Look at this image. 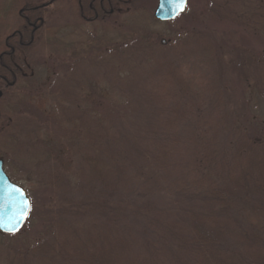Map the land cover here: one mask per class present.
Listing matches in <instances>:
<instances>
[{
    "label": "trees",
    "instance_id": "obj_1",
    "mask_svg": "<svg viewBox=\"0 0 264 264\" xmlns=\"http://www.w3.org/2000/svg\"><path fill=\"white\" fill-rule=\"evenodd\" d=\"M59 1L61 0H48V4L24 6L20 11L23 24L11 35L6 34L9 27L0 23V47L4 48L0 55V85L26 78V74L29 75L33 67L35 69V63L39 59L35 46L45 25V16L48 14L46 9L50 3ZM69 1L77 6V19L80 23H75V27L83 29L84 25L101 24L97 28H103L101 32L103 36L95 33L99 30L97 28L90 32L86 31L85 35L83 32L86 39H92L83 44L80 42L71 44L72 52L65 53L62 58L66 60L65 67L62 59L55 54L53 58L51 56L52 59H46V64L51 62L47 65L51 76L49 82H45L41 88L53 90L47 95L57 101L59 106L56 111H63L70 121L67 130L71 136L66 144L62 142L56 146L57 154L44 155V158L50 157L45 161L48 162L45 167L52 171L47 169L44 175L40 173L41 178L53 184L49 179L56 180L58 175L60 177V171L68 173L75 171L80 178H85L84 167L81 165L85 161L94 160L89 154L93 140L88 139L87 134L91 131L98 135L106 127L95 131L94 124L89 120L85 121L84 113L78 110L70 114L69 110L61 107V104L70 99L84 104L90 95L92 99L104 98L111 109L116 111L120 108L116 107L118 103L116 97L122 99L128 94L125 92L122 95L119 91L126 80L118 77L117 71L127 74V65H132L129 67L131 71L138 68L136 65H144L143 69L146 71L144 84L148 82L154 84L147 87V91L141 86L132 88L133 100L141 114L138 119L143 113L156 115L155 111L159 107L166 111L158 113L166 115L171 111L175 120H158L149 130H137L136 141L125 142L126 135L119 132H116L114 139L105 138L114 146L116 161L113 157L101 156L102 166L104 161L105 166L100 171L94 168L96 173H93V168L90 167L89 188L82 191L83 186L77 187V193L81 192L83 197L88 199L84 207L93 209L98 205L91 201L94 198L92 197L94 187L98 185L102 200H99L101 204L95 210L99 207L104 210L109 208L108 227L106 225L102 227L99 222L100 228L97 229L99 231L90 234V231L84 232L85 229L79 224L73 225V216L78 215L76 212L83 209L82 204L74 203L73 197L61 195L62 205L57 212L55 227L33 244L10 253L7 263L264 264V0H228L229 4L220 9L221 15L214 19L224 24H232L235 28L236 32L231 36L228 34L227 38L222 37V42L225 41L229 47L219 50L214 42L206 46L212 55V61L222 66L218 70L220 77L223 73L231 80L235 73L241 75V70L245 71L243 74L245 80L242 81L243 90L246 92L245 101L241 105L244 106L243 115L240 118L226 115L225 123L221 124L216 116L196 119L197 131L186 138L175 132L181 130L184 123L190 122L191 118H185L183 113L189 115L193 109H189L186 104L174 109L168 104L175 100L179 101L188 94L189 97L195 94L191 88L194 86L193 80L187 81L180 63L183 59L179 54L177 57L169 58L167 60L169 62L161 64V61L165 60L158 59L155 47L161 46L165 49L181 44L180 38L185 37L187 33L183 30L176 32L177 38L174 40L171 37L138 35L140 29L137 27L117 28L119 16L114 15L118 13L132 15L139 11L134 6L135 3L127 5L125 0L120 4L121 8L118 6L114 13H112L114 6L119 0ZM198 19L203 20L200 17ZM107 21L110 23L109 26L102 25ZM119 29L129 31L127 35L134 37L125 40L127 42L125 47L134 51L130 56L122 55L114 61L113 57L117 55L120 47L118 48L117 42L114 41L115 50H118L116 53L112 52V56L106 55L110 43L105 42L104 37L108 36L109 30L110 34H115ZM237 32H240L238 34H241V39ZM192 36H195L192 46L185 47L190 42L188 37L184 48L198 47L196 35ZM240 40L248 41L250 47L245 48L241 44L242 48L238 45ZM87 44L93 47L90 53L82 47ZM142 47L147 50V59L139 57V50ZM164 49H160L159 52L165 54ZM84 50L86 52H83ZM228 53L229 56L233 53L232 61ZM109 58L113 62H110ZM69 60L76 66L69 67L67 65ZM83 66L91 67L94 72L79 70ZM177 67L182 70L177 71ZM157 71L160 73L154 74ZM180 74L182 75L178 76ZM30 77L27 78V82L30 81ZM185 81L189 85L185 86ZM112 82L115 89H112V92L115 91L113 94L115 96L109 101L107 92L101 88ZM41 88L32 87L38 94L43 91ZM227 92L229 95L232 93L229 89ZM126 99L132 104V98ZM121 112L126 115L123 106ZM6 118L4 116V120L7 121ZM133 121L134 118L130 122L131 125ZM8 122V125L7 123L4 125L7 132L13 127L14 119H8ZM41 126L39 125L37 130ZM223 126L225 132L222 138L219 133ZM27 129L23 128L26 136H30L31 132ZM80 134L85 139L83 154H79V150L82 151ZM218 135L221 138L218 139ZM157 136L164 137V143L151 145L150 140L141 139ZM36 137L43 138L40 134ZM35 138H30V142L33 143L32 140ZM139 146L144 149L143 157L138 152ZM79 160L82 163H79ZM34 174L36 176L35 170ZM74 176V174L65 176L64 179L72 181ZM159 193L169 195L171 204L168 206L159 204L156 200ZM129 196L140 200H130ZM35 210L36 199H32V212L28 221L32 219ZM105 215L100 216L104 218ZM68 216L72 217L66 219Z\"/></svg>",
    "mask_w": 264,
    "mask_h": 264
},
{
    "label": "rangeland",
    "instance_id": "obj_2",
    "mask_svg": "<svg viewBox=\"0 0 264 264\" xmlns=\"http://www.w3.org/2000/svg\"><path fill=\"white\" fill-rule=\"evenodd\" d=\"M6 2H8V0H0V23L9 27L6 34L10 35L18 30L23 24L20 11L24 6L48 4V0H9V5H7ZM122 2L123 0H119L118 4L116 3L112 13L116 11L118 6L121 8L120 4ZM125 4H134L139 11L132 15L119 13L114 15L115 17L119 16V22L116 25L117 28L125 27L133 29L137 27L140 29L138 35L141 34V36L146 35L152 37L163 36V38L171 37L174 38V40L177 38L176 32L183 30L187 33L185 37L182 36L180 38V41L182 42L181 44H176L172 47H165V49L161 46L155 47L156 51H158V59L163 58V60H165L161 61V64H163V62H169L167 61L169 58L172 59L177 57L178 54L183 61L185 60L184 62H180L182 66L181 68L184 70L183 73L186 75L187 81L193 80L194 86H191V88L193 93L196 92L190 97L188 94L183 96L181 100H175L168 104V106H172L174 109H179L180 105L185 104L189 106V109H193V112L189 115L183 113L185 118L191 119L190 122L184 123V127L181 130H177L175 132L176 134L184 138L188 135L194 134L198 129L195 123L196 119H207L216 116L221 124L225 123L226 115L235 118H240L243 115L244 106L241 107V105L245 101L246 92L243 90L242 81L245 80L243 75L245 74V71L241 70V75L235 73L234 78H231V80L228 79L226 75H223V73L220 77L218 70H220L222 66L212 61V55L206 48L211 42H214L216 48L219 50L228 48V44L225 41L222 42V37L224 36L227 38L226 35L230 34L231 36L233 32H236L232 24H224L218 22L220 20L214 19L221 15L220 9H224L225 5L227 6V4H229L228 0H189L187 11L171 22H161L155 18V10L158 5V0H125ZM46 12L48 14L45 16V25L41 31V37L38 38L35 46V51L38 53L37 58H39L37 60L38 62L35 63V69L33 67L29 75L26 74V78L16 79L13 83L7 82L6 79H4L7 84L0 85V160L2 159L4 161L5 170L8 175L11 178L14 177V181L20 183V185L27 189L33 200L36 199V210L32 219L25 224L23 229L17 233L15 237H10L11 235L3 234L0 231V264H8L7 260L10 253L19 248L33 244L48 230H52L55 227V219L58 218L57 212L62 205L61 195L64 197H73L74 203L82 204L81 207L83 209L76 212L79 213L78 215L73 216V225L79 224L81 228L85 229L84 232L90 231V234L99 231L97 230L100 228L99 222H101L102 227L104 225L108 227V214H110L109 208L107 207V209L104 210L99 207L95 210V208L101 204L99 200H102L98 185L94 187V195H92L94 198L91 199V201H94L95 204L98 205L93 209H86L84 204L86 205L88 199L83 197L81 192L77 193V187L83 186L84 188L82 191L89 188L88 176L90 173V167L93 168V173H96L94 168H97L100 171L105 166V161L104 166H102L100 160L101 156L104 155V158L105 156L115 158L114 146L111 142L109 143L105 140V138L110 137L111 139H114L116 132H119L126 135L124 139L125 142L126 140L136 141L135 135L138 136V133L136 134L137 130H149L158 120H175L174 116L171 115L170 110L166 115L158 113H165L166 111V109L162 110L159 107L156 111L153 108V111L157 112L156 115L154 113H143V116L138 119L141 114L138 105L135 104V101L133 100L134 96L132 94L134 92L132 88L141 86L143 90L147 91V87H152L154 84L152 82L144 84L143 80L146 79V77H144V75H146V71L143 69L144 65H136L138 68L133 71L129 68L132 65H127V74L120 70L117 71L119 72L118 77H122L124 81L126 80L125 85L122 86L119 91L122 95L125 94V92H128V94L124 95L122 99L116 97L118 100L116 107H120L117 108L116 111L111 109L110 104L105 101L104 98L92 99L90 95L89 100L85 101L84 104L72 99L65 102V104H61V107H65L69 110L70 114L78 110L84 113L85 121L89 120L93 123L95 131L106 127L98 135H94L91 131L87 134V138L93 140V146L91 147L89 154L94 160H89L88 162L85 161V163L81 165L84 167L85 178H80L77 174L78 172L75 173V171L72 173L60 171V177L58 175L56 180L54 178L49 179L53 184H49L42 179L41 176L44 175L43 173L47 172L48 169L45 167L48 162L45 161L50 158L49 156L44 158V155L46 153L57 154L56 152L58 151L56 146L61 145L62 142H65L66 144L67 139L71 136L67 130L70 121L67 119V116L63 111H56L59 106L57 101L47 95L53 90H43V87L41 88L45 82H49V77L51 76V71L47 66L51 64V62L46 64V59H52L53 54L62 59L65 53L72 52L71 50L73 49L71 44H77L79 42L80 44H83L92 39H86L82 34L83 32L85 35L86 31H93L97 26L101 25L96 23L89 26L84 25L83 29L76 28L75 23L78 22L77 6L70 3L69 0L50 3ZM199 17L203 18V20L198 19ZM105 24L106 26L110 25L109 21L102 25ZM97 29L101 31L97 30L95 33L102 37L103 35L101 32H103V28L98 27ZM124 30L125 29H119L115 34H110L109 30L108 36L104 37V39L106 38L105 42L110 43L109 52L106 55L112 56V52L116 53L118 50H115L116 46L114 41L117 42L118 48L120 47L117 55H113L114 61L117 60V58L119 59V56L122 55L130 56L134 51L131 48L125 47L127 43L125 40L134 37L128 36L127 34H129V31L124 32ZM238 33L240 32H237L236 34ZM192 34L196 35L198 39V47L196 49H192L193 47H191V49L184 48V44L188 37H190V42L185 45V47L192 46L195 38ZM238 37L241 39V34H238ZM247 43L248 41L245 42L244 40H240L238 45L242 48L243 46H245V48L250 47V44ZM260 46L261 45H259V47ZM82 47H85L88 50V53H90L93 48L88 44L86 46L83 45ZM174 48L177 49L175 50ZM151 49H153V51L155 50L154 47ZM160 49H164L165 54H161V52H159ZM3 51L4 48L0 47V55ZM83 52H86V50ZM227 55L229 56V53ZM142 56L146 57L145 59L148 58L147 50L144 47L139 50V57ZM229 59L231 61L233 60V53L230 54ZM108 60L113 62L111 58ZM105 61V63H107L106 59ZM61 62L64 65L63 67H65L66 60L62 59ZM67 65L69 67L76 66L71 64L70 60L67 62ZM182 69L177 67V71H181ZM79 70L94 72V69L89 66H83L79 68ZM156 73H160V71H157L154 74ZM169 73H171V71ZM182 74L178 76H181ZM28 77L31 79L27 82L26 80ZM187 81L184 82L185 86L186 84L189 85ZM27 85H30L31 87H28ZM39 86L43 91L38 94V92L32 89V87L35 88ZM113 86L114 83L112 82L107 83L106 86L101 88L107 92V99L109 101H112V98L115 96L113 95L115 91L112 92V89L115 90ZM174 86L176 88L178 87V85ZM227 89L232 92L231 95L228 94ZM99 91L100 90L98 89V92ZM44 93H46V95ZM33 95H35V97H32ZM54 96L57 99V96ZM127 97L132 98V104L126 99ZM254 99L256 100L257 97H254ZM121 106L124 107L126 115L121 112ZM4 116L5 118L7 117V121L4 120ZM12 118L14 119L13 127L7 132L8 130H4V125L5 123L8 125V119ZM133 118L134 126L130 124ZM39 125L42 126L37 130ZM23 128H28L27 130L31 132V135L26 136V132ZM20 130L24 132H21ZM220 132L219 135L223 138L225 126L220 128ZM37 134L42 135L43 138H35ZM81 134L82 151L79 150V154H83L85 150V139ZM219 135L218 139L221 138ZM30 138H35L32 140L33 143L30 142ZM141 139L150 140L151 145H160L165 141V138L162 136ZM141 139L139 140V144L141 143ZM138 152L143 157V147L139 146ZM97 160L98 163L96 164ZM114 160L116 161V158ZM79 163H82L81 160H79ZM106 169L111 168L106 167ZM48 170L52 171L50 169ZM40 173L42 175H40ZM72 174L75 175V178L72 181H66L64 179L65 176H70ZM129 198L130 200H140V198H132L130 196ZM156 200L159 204L165 206L171 204V197L164 193H159ZM83 201H85V203H83ZM90 206H88V208ZM101 214L106 215L102 218L100 216ZM71 217L72 216H68L66 219ZM84 222L85 226H83Z\"/></svg>",
    "mask_w": 264,
    "mask_h": 264
},
{
    "label": "water",
    "instance_id": "obj_3",
    "mask_svg": "<svg viewBox=\"0 0 264 264\" xmlns=\"http://www.w3.org/2000/svg\"><path fill=\"white\" fill-rule=\"evenodd\" d=\"M173 8L174 6L169 4L168 0H159L158 6L155 11V17L158 20L164 22L173 20L178 15L186 11L187 5L185 10L180 12L178 15L175 14ZM13 187L18 188L23 192V199L26 200L29 204L26 218L23 220L19 219L16 208V205H18L21 200L20 193H13L11 198L7 196V192L10 191ZM10 200L13 201V203H10ZM31 209L32 203L27 191L23 187L13 183L10 180L3 169V161L0 160V231L6 234L18 233L29 218Z\"/></svg>",
    "mask_w": 264,
    "mask_h": 264
},
{
    "label": "snow or ice",
    "instance_id": "obj_4",
    "mask_svg": "<svg viewBox=\"0 0 264 264\" xmlns=\"http://www.w3.org/2000/svg\"><path fill=\"white\" fill-rule=\"evenodd\" d=\"M168 3L174 6L173 10L175 14L178 15L180 12L185 10L187 5V0H168ZM16 192H19L21 197L19 204L16 205L17 213L19 219L23 220L26 218L27 210L29 208L28 202L23 199L24 196L23 192L20 189L13 187L10 191L7 192V196L11 198L12 194ZM10 203H13V201L10 200Z\"/></svg>",
    "mask_w": 264,
    "mask_h": 264
}]
</instances>
